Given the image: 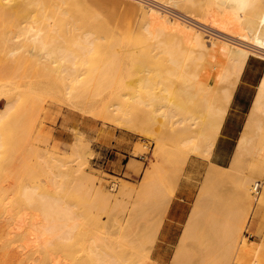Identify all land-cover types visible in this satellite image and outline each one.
Returning <instances> with one entry per match:
<instances>
[{
    "label": "bare ground",
    "instance_id": "bare-ground-1",
    "mask_svg": "<svg viewBox=\"0 0 264 264\" xmlns=\"http://www.w3.org/2000/svg\"><path fill=\"white\" fill-rule=\"evenodd\" d=\"M15 1L17 9L12 10L13 0H0V20L3 21L0 22V159L3 153L5 158L10 154L5 155L3 151L7 140L4 142L1 123H12L13 113L20 104L19 95L12 94L11 89H26L20 84L7 88L6 81L36 75L35 65L56 74L54 77L62 78L64 84L71 78L77 89H84L75 95L79 96L78 106L89 107L98 117L109 118L121 126L135 125L140 139L149 138L156 147L151 167L146 169L140 187L126 183L114 193L103 178L89 171L93 152L83 134H78L76 142H72L74 151L69 156L59 153L53 144L38 149L49 185L27 183L24 179L32 158L22 159L27 143L24 144L26 138L20 141L25 146L22 154L16 156L20 160L16 161L21 164L0 166V264H84L83 255L95 264H124L129 259L125 254H137L135 246L131 244L129 248L126 241V232L131 227L135 228L131 237L138 238V246L151 245L152 249H148L147 260L139 264H163L153 254L154 248L193 158H203L210 163L171 264H192L187 261L188 242L201 230L198 225L203 216L212 225V233L224 235L227 245L224 249L223 242L222 248L226 250L223 260L226 259L220 264H264V239L255 247L251 243L247 247L243 241L248 227L253 232L264 231V73L231 163L223 165L213 160L249 61L254 56L264 59V0H208L199 13L177 8L182 0ZM141 17L152 35L164 33L177 40L174 44L178 45V50L169 52L166 61L177 64L179 73L169 83L163 76L157 84L146 80L149 83L131 92L122 87L128 78H123L120 68L129 66L125 58L132 54L129 48L135 41L134 27ZM12 20L14 23L8 26ZM11 57L18 60L16 65H11L17 72L15 76L7 72ZM83 65L88 68L86 72L79 69ZM143 70L146 78L151 79V69ZM144 90H148L149 95H145ZM109 97L112 99L106 103ZM2 102L4 107H1ZM39 108V112H47L42 104ZM138 110H145L144 116L133 118ZM35 113L33 116L37 115ZM146 116L154 120L161 118L160 124L166 126L167 135L148 129L142 122ZM43 130L47 131L45 127ZM25 132L23 138L29 136L30 131ZM14 146H8V151L15 150ZM148 149L146 144L139 145L134 155L140 157ZM12 156L7 158L13 163ZM165 156L170 159L169 166L164 163ZM192 165L194 169L196 164ZM35 169L32 166L30 172ZM211 183L229 191L234 189L236 211L223 210V194L218 197L216 192L208 198L206 188ZM260 186L262 193H256ZM75 189L84 193L82 199L104 201L100 208L104 212L111 204L124 208L118 215L107 212V220L92 202L70 196ZM147 190L152 195L150 203L148 197L146 203L151 206L144 210L143 220L131 207L130 198L141 197ZM65 191L68 194H63ZM142 226L145 238L140 231ZM81 241L86 245L83 242L81 245ZM215 257L214 260L218 259Z\"/></svg>",
    "mask_w": 264,
    "mask_h": 264
},
{
    "label": "rangeland",
    "instance_id": "rangeland-1",
    "mask_svg": "<svg viewBox=\"0 0 264 264\" xmlns=\"http://www.w3.org/2000/svg\"><path fill=\"white\" fill-rule=\"evenodd\" d=\"M207 1L208 0H191V1L182 0L179 2L177 8H180L181 10L189 13H197V12L199 13L201 12L200 11L201 6ZM16 2L17 1L13 0L14 6L13 8H11L12 10L17 9V6H15ZM1 18L2 16H0V19ZM12 21H9L11 23H8L9 24L8 26H11L12 23H14V20ZM0 22L3 21L0 20ZM144 25L145 24L142 17L139 18L134 27L135 41L132 47L129 48V50L131 51L130 53L132 54H127V56L129 57L128 59L127 56L125 58V60L129 62V66H123L122 69L120 68V73L121 72L123 73V78H125V80H127L128 78L127 80L128 82L126 81L125 83H123L125 85H122V87L125 88L127 91L129 90L131 92H134V90L136 91V89L134 88H137V90H139L141 86H143V84L149 83L150 80H151L150 83L153 82L152 84H157V82L161 81V79L165 77L166 81L169 83L170 80L176 78L177 77L176 75L179 73V67L177 64L175 63L169 64L166 61L169 52H174L178 50L177 47L178 45L174 44L177 40L173 39L171 36H168L167 34L164 33H160L159 36H154L150 33V31L146 29ZM113 56L116 58V55ZM110 58L112 59V56ZM252 60H253L251 63L252 68L253 66L255 67L258 75L262 74V72H264V59L259 56H254ZM34 61H36V59H34ZM9 62L12 63H10V65L7 68V72L9 70L8 73H10L8 75L12 74V76H15L17 72L14 71L15 68L11 67V65L13 64L16 65L18 63V60L17 59L14 60L13 57H11V60ZM30 65L32 67L30 69H33V64ZM35 67L38 70L36 75H33L28 79L21 80L20 78H18L16 80L6 81L8 83L7 88H10L11 86L12 87L17 86L20 84L22 85L21 87H26V89L23 90L11 89L12 94L16 93V96L19 95L18 97L20 98L19 100L20 104L17 105L19 109L16 108L17 109L16 112L13 113L12 123H10L11 121L9 122L3 121L1 123L4 126V135H5L4 142L5 140H7L6 143H4L3 151H5V155L9 153H10L9 155L11 156L13 155L12 158H10V161L12 159H15V161L17 159L20 160L19 157L17 158L16 156L22 154V147L24 148V146L27 143V147L25 146V148L23 149L22 155L24 156H22V159L32 158L30 159L32 162H30V164L28 163V165L31 166V168L32 166L36 167L35 171L30 172L31 171L30 168L28 171L25 172L24 179L27 181V183L37 182L43 185H49L48 183L49 177L46 176L43 167L40 165V163L42 162L41 157H38L41 156L40 153L38 154V151L40 149L43 150L44 148L48 147L47 145L53 144L56 145L57 149L59 150V153L66 154L69 156L74 151L75 145L73 143L74 141L76 142V138L78 134H83L84 136L83 138H85L84 140H86L85 141L86 144L88 143L89 145H91V150L93 152V155L90 156L91 160L89 163L90 164L89 171L94 172L96 175L103 178L109 190H111L114 193H118L120 187L126 183L131 186L140 187L141 183L144 180L143 178L145 177L146 169L151 167L153 148L156 147L155 143H153V141L149 138H144V140H141L137 134L139 133V128L136 127L135 125H133L135 127L133 126L132 127L127 126L128 128L124 127L119 125L115 121L110 120L109 118L103 119L101 117H98L95 113H93L89 109V107L78 106L77 104L80 101L78 100L79 96H75V95H79V92L80 91L83 92L84 89L82 88L77 89L73 85V81L71 78L68 79V82L64 84L62 78L56 79L54 77L56 74L53 75L49 71L47 72L46 70L43 71V69L38 65H35ZM11 69L13 70V72ZM79 69L82 70L81 72H86V69L88 68H85V66L83 65L79 67ZM143 69L145 70L151 69V74H150L151 79L146 78V72H144ZM50 80H52V82ZM146 80H149V82H146ZM140 81L143 83H140ZM137 85L139 86V88L137 87ZM239 85L240 86L237 89L236 98L233 103L234 105L232 107L231 112L227 116V119L225 121L226 123L225 129L219 138L218 145L213 155L214 157L213 160L218 164L220 163L223 165H229L231 163L232 161L231 159L238 144V138L241 135V131L246 124L247 117L253 105L252 102L254 100V96L258 89L257 85L250 86L249 89H246L247 84L244 83V81L243 82L241 81ZM132 87L133 89H131ZM145 91L146 93H144ZM143 93L145 95H149L148 90H144ZM1 96L2 95H0V98ZM111 99L112 98L109 97L107 98V102L106 101L105 102L108 103L110 102ZM40 104H42L44 108H46L47 112H44L42 110L40 111L42 113H40L39 110H37L40 109L39 108ZM4 106L5 103L2 102L1 107ZM139 111L140 110L135 112L133 118L134 117L137 118V116L138 118L144 116L143 112L145 110H141L140 112ZM34 112H36L35 114L37 115L39 114V115L33 116ZM15 114H17L16 118H15ZM34 117H38V118H34ZM144 118L142 122L144 121L143 124L146 125L148 129L154 130L156 132L158 131L159 133H164L165 135H167L165 132V130H167L165 129L166 126L160 124L161 118L156 117V120H154V118H151L150 116L149 117L146 116ZM35 121L36 123H34ZM40 124H42V126L46 128L47 130L46 132L43 130V127H41ZM33 125H35L36 127H34ZM148 125L151 126L149 127ZM233 125H234V137H232V139H229L228 132L232 130ZM31 126L34 127L33 130H30L33 128ZM152 127H154V129H152ZM162 127L165 128L163 129ZM16 128L17 130H14ZM13 130L14 132L12 134L11 132ZM26 130L30 131L29 136L23 138L22 134H24ZM16 131L17 133H15ZM48 131L49 133H47ZM34 133L37 135H35ZM15 134H17V136L18 135L22 136V137L18 136L20 140L17 138V136L15 137L16 139L14 138ZM41 136H44L45 139L46 138H48V140L50 139V141H46L47 139L45 140L43 139L44 137L42 138ZM15 140H17V142ZM22 140L25 141L24 142L25 145L21 143L23 142ZM33 140H35L36 142ZM12 142L13 144L15 142V144L19 145V147L14 144L16 146L15 147L12 144ZM29 143L33 145L30 146L31 144L29 145ZM144 144L148 146L149 148L148 151L144 153L142 156L136 157L134 155V151L137 150V147H139V145H144ZM12 145L14 146V149L16 151L13 149L12 150L10 149L8 151L9 148L13 147ZM44 145H46V147ZM8 146L9 148H7ZM28 147L29 150L27 151ZM16 148L17 149L19 148L18 149L19 153ZM9 155L7 156L8 158L11 157ZM25 155L27 156V158L25 157ZM3 157L6 161L3 160ZM7 157L5 158L3 153L2 159H0V166L6 167V165H8L7 167H13L14 164L15 167V165L19 166L21 164L19 161L16 162L14 161L13 163L12 161L9 162ZM38 158H40L39 159L40 161L37 162L36 159ZM33 159L35 163L33 162ZM164 159H166L167 161L166 162L164 160L165 164H167L169 162L168 160H170L167 159V156H165ZM190 161H194V162H191L190 168L187 170L186 174L183 177L184 180L182 183L183 187L182 186H181L182 188L180 187V190L178 191V194L175 197L176 201L173 203L167 217H165L166 218L165 224L161 230L160 235L158 236L159 239L157 240V246L156 248H154L153 254L155 255L156 258L160 259L163 264H171L174 259L175 251L182 238V234L188 222L190 213L202 189L203 182L205 181L204 179L205 172L210 163L208 160L203 158L199 160L197 158H193ZM192 163L196 164V167H194V169ZM25 165H27V163H25ZM167 166H169V164H167ZM39 168H42L43 171ZM56 170L59 169L57 168ZM60 179L62 180V177H60ZM77 182L78 181L75 180L74 183L77 184ZM187 184H189V186ZM217 186H218L217 184H213V183L208 185V187L206 188L208 198L211 199V197L215 195L216 192H218L217 193L218 197H220V195L223 194L225 196L224 197L225 199H223V204H224L223 210H225L227 213L236 211L238 209V204L235 197L234 189L231 188L229 191L226 189V187L223 186L217 187ZM217 188H220V190H217ZM262 189H263L262 186H260L259 189L256 190V193L257 191L262 193ZM150 192L151 191L148 192L147 190L145 194L141 197L135 196L133 198L132 197L130 198V200L132 201L131 207L135 209L136 213L141 219L144 218L143 217V214H145L144 210L149 206H151L150 204L146 203L147 201L146 198L148 197V200L151 198L152 194ZM63 194H68V191H65ZM83 195L84 193L78 191L77 189L73 190L70 193V196H72L74 199L77 200L80 199V201L82 202L86 200L92 202L94 208L97 207V209H99V212H101L102 217L104 216L103 218L107 220H108L107 212L113 211L115 215H118L119 214L118 212H121L124 208L123 206L114 207V204H111L106 207L107 209L105 213L103 209H100L103 207L104 201H102L101 199L94 200L93 198L82 199ZM258 195H260V193ZM178 204H180L182 207H179ZM176 206H177V210L180 208L182 209L176 215H174V209ZM263 212H264V208H263ZM157 213H159V211H157L156 214ZM262 214L263 213L259 215ZM158 215L160 216V213ZM204 218L205 217L203 216L201 222L198 225L199 228L201 227L199 233L193 234L192 238L189 239L188 250H187V255H188L187 261H189L192 264H210V263L213 264L214 262L218 261L217 263L214 264H220L226 259L225 257V259L223 260V257L225 256L224 253L226 251L224 249L226 248L227 245L225 243L226 241L224 242L223 240L224 235L222 232H220L219 234L217 232L212 233L210 229V226L212 225H209ZM141 222L145 224V221H141ZM226 223L228 224L229 222ZM222 227L223 224L221 225V228ZM151 230L152 229L149 230V233L151 232ZM252 230L253 229L248 227L244 231L243 241L247 244V247L250 245V243L254 247L258 246L259 243L264 239L263 230H260V232L258 233L253 232ZM134 231L135 228L131 227L126 232V236H127L126 241H128L129 248H131L130 247L131 244L135 246L136 248L135 251L137 254L134 255L131 253V255L129 256L128 254H125L124 256L129 257V259L127 258L128 262H125L124 264H139L141 261H146L148 249L152 250L151 245H147L145 248H143L142 246H138L139 244L138 238L131 237ZM140 231L142 232V237H144V226H142ZM148 235L149 234H147L146 236ZM89 238L90 236L88 237V239ZM129 240L132 241L130 242ZM82 242L86 245L85 241H81L79 243L82 245ZM223 242L225 243V247H223L224 249L222 248V245L224 244ZM159 248L160 249L162 248L161 251ZM155 249L157 253L155 252ZM213 252L214 255H216L218 252L219 253L215 257L213 255ZM126 253H128V251ZM213 256L215 257V259L218 258L216 259L217 261L213 259L214 258ZM83 258H84L83 260L84 264H95V262L92 259L91 260L94 263L91 262L90 258H87L84 255ZM69 261L70 260H68V263Z\"/></svg>",
    "mask_w": 264,
    "mask_h": 264
},
{
    "label": "crops",
    "instance_id": "crops-1",
    "mask_svg": "<svg viewBox=\"0 0 264 264\" xmlns=\"http://www.w3.org/2000/svg\"><path fill=\"white\" fill-rule=\"evenodd\" d=\"M252 61H253L252 59L249 61L248 68H247V70L243 76V80H242V82L244 81V83L247 84L246 89H249L250 86H255V85L258 86V82L260 81V79L264 73V72H262V74L258 75L255 67L253 66V68H252V66H251ZM232 127H233L232 130H230L228 132L229 139H232V137H234V125ZM178 205L180 207H182L180 204H178ZM177 206L174 209V215H176L182 209V208H180L177 210Z\"/></svg>",
    "mask_w": 264,
    "mask_h": 264
}]
</instances>
